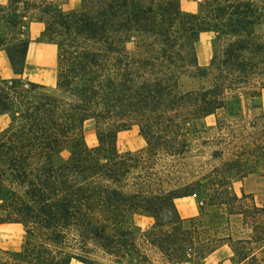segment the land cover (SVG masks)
<instances>
[{"label":"trees","instance_id":"obj_1","mask_svg":"<svg viewBox=\"0 0 264 264\" xmlns=\"http://www.w3.org/2000/svg\"><path fill=\"white\" fill-rule=\"evenodd\" d=\"M182 1L82 0L65 11L61 0H0V51L16 75L0 79V117L10 120L0 132V227L25 231L20 252L0 249L12 264H204L224 246L233 264H264V207L233 189L264 177V129L246 135L242 121H217L220 165L178 177L201 122L229 99L255 101L264 118V0H201L197 13ZM33 22L57 48L54 89L24 78ZM206 33L203 67L196 44ZM133 127L146 146L121 153L118 135ZM198 193L201 215L183 219L176 199Z\"/></svg>","mask_w":264,"mask_h":264},{"label":"rangeland","instance_id":"obj_2","mask_svg":"<svg viewBox=\"0 0 264 264\" xmlns=\"http://www.w3.org/2000/svg\"><path fill=\"white\" fill-rule=\"evenodd\" d=\"M82 0H61L62 9L65 11L78 9L81 6ZM201 0H184L181 3V8L184 12L197 13L200 9ZM257 32L264 33L262 28H258ZM214 34L206 33L202 34L199 41L196 44V51L201 66H208L212 58V40ZM32 42H40L39 38L31 40ZM31 59L34 61L33 52ZM35 63V62H34ZM44 64H48L47 61ZM36 67V66H35ZM40 75V76H39ZM41 75L43 77H41ZM37 80L41 78L49 77V74L38 71ZM53 76V75H52ZM55 79V73H54ZM49 89H54L50 88ZM262 106V112L264 113V92L260 100ZM255 101L246 100L244 98L229 99L227 101V108L220 111L216 116H211L201 122V132L197 134L196 140L193 143L192 151L188 155L187 159L181 161L182 165L178 168V177L185 179V181L199 180L201 177L214 166H219L220 161L215 159L214 152L219 150V143L215 140L218 137L216 130V123L219 120L239 122L242 121L239 126V130L246 135L257 134L264 129V118H261L260 111L255 109ZM252 108V111H250ZM257 123V127L253 128L252 124ZM239 132V133H241ZM85 138L89 147L97 146L95 124L94 122H88L85 126ZM117 146L121 153L136 152L142 150L146 143L143 137L140 135L139 129L133 127L129 131L121 132L118 135ZM234 191L239 197L243 194L249 197V201L253 200L259 207H264V177L261 173H256L241 180H236L233 185ZM205 196L200 193L196 196V206L200 209V201ZM209 211H212L208 207ZM201 215V213H200ZM199 215V216H200ZM198 217V216H197ZM195 218V217H194ZM136 222L143 230L150 228L153 224V220L146 218H137ZM24 231L21 226H7L0 228V249L2 251L13 252V250L19 249L23 244ZM147 255L149 259L154 262L161 263L163 256L157 253L155 250H148ZM233 253L231 249L224 246L218 250L217 253L209 256L204 264H233ZM0 264H12L9 255L0 251Z\"/></svg>","mask_w":264,"mask_h":264},{"label":"crops","instance_id":"obj_3","mask_svg":"<svg viewBox=\"0 0 264 264\" xmlns=\"http://www.w3.org/2000/svg\"><path fill=\"white\" fill-rule=\"evenodd\" d=\"M44 30V25L42 23H31L29 25V38L34 40L35 38H39L41 33ZM33 52V58L35 59L32 61L31 54ZM47 61L48 64H44ZM35 62V63H34ZM36 66V67H35ZM38 71H43L49 74V77L41 78L37 80L36 77L38 76ZM55 73V79H54ZM53 75V76H52ZM16 75L10 65L9 59L4 51H0V79H13ZM41 77H43L41 75ZM56 77H57V48L55 45L46 44L42 42H32L29 45L27 61H26V70L24 74V78L38 84H42L47 86L48 88H55L56 87ZM10 124V120L7 116L0 117V132L5 130ZM196 196L194 197H187L176 199L175 204L178 209L180 216L183 219L194 218L200 215L201 210L198 209L196 206ZM138 218H145V217H138ZM149 219V218H146ZM7 226H21V225H4L2 227ZM22 227V226H21ZM23 228V227H22ZM24 231V228H23ZM24 238H25V231H24ZM23 244L20 246L19 249L13 250V252H20L23 249ZM218 252V251H217ZM215 252V253H217ZM71 264H81L79 262L73 261Z\"/></svg>","mask_w":264,"mask_h":264}]
</instances>
